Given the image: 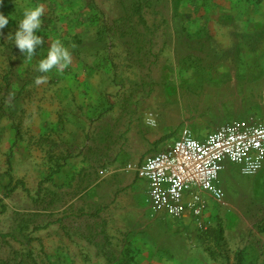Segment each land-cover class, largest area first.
Listing matches in <instances>:
<instances>
[{"label": "rangeland", "instance_id": "rangeland-1", "mask_svg": "<svg viewBox=\"0 0 264 264\" xmlns=\"http://www.w3.org/2000/svg\"><path fill=\"white\" fill-rule=\"evenodd\" d=\"M210 2L3 0L0 13L9 24L0 30V232L16 238H0V264H254L262 260L245 256L248 244L264 231L262 171L251 177L232 167L222 172L224 201L213 206L211 226L201 232L152 206L146 184H133L125 176L131 173L126 166L133 161L104 159L81 149L86 141L92 149L98 140L109 141L111 136L83 130L71 140L73 152H69L59 130L37 132L30 111L41 102V87L55 83L57 68L42 73L38 64L57 39L76 57L89 56L93 40L101 41L99 47L106 40V52L114 47L112 54L124 57L126 72L130 62L139 64L142 79L136 95L142 106L149 107L143 119L158 124L152 131L174 132L187 121L203 124L193 128L195 132L226 123L264 122L262 113L219 110L225 106L219 105L224 103L220 97L198 90L211 65L207 69L199 60L198 33L187 32L185 24L203 3ZM36 5H43L44 12L34 34L44 40L34 47L29 61L27 50L15 45V32L25 9ZM118 38L124 40L121 46ZM116 68L112 83L125 88L120 98L131 103L128 88L133 79L127 75L118 81ZM38 76L46 79L36 84ZM163 108H169L170 115ZM17 181L22 185L13 191Z\"/></svg>", "mask_w": 264, "mask_h": 264}, {"label": "crops", "instance_id": "crops-1", "mask_svg": "<svg viewBox=\"0 0 264 264\" xmlns=\"http://www.w3.org/2000/svg\"><path fill=\"white\" fill-rule=\"evenodd\" d=\"M185 25L187 32L198 33L197 43L201 50L199 60H203V65L207 69L211 65L205 72L206 80H210L211 83L206 80L202 83L199 81L198 90L205 95L220 97L218 100L224 103L219 105L225 104L226 107L219 110L262 113L264 116V0H213L209 4L203 3L197 10V15L194 12L191 18L188 17ZM94 26L91 25V28L94 29ZM118 39L117 44L121 46L124 40ZM100 42L93 40L89 56H72L67 68L55 71L53 73L55 83L52 87L48 84L41 87L39 92L41 102H38L36 111L34 107L30 110L34 112L33 119L36 120L34 128L37 132L45 134L53 128L55 131L59 130L67 143L64 147L69 152H73L71 146L74 143L71 140L77 136L76 134L82 135L83 130L86 132L89 130L96 136H111L112 139L109 141L98 140L95 146L92 143L94 146L92 149L91 142L86 141L84 143L87 145L86 148L81 149L84 152H93L104 159L133 161L131 166H137L148 156L172 145L183 127L190 128L198 138H203L214 131L195 132L193 128L203 124H196L194 121L185 122L174 132L152 131L158 124L150 126L143 119L149 107L142 106L139 103L141 100L138 98L139 95H136L142 79L139 64L135 61L130 62L129 72H126L124 57L119 59L113 56L114 47H110L106 52L104 47L106 40H103L102 47L98 45ZM114 67H117L118 81L127 75L133 79L132 88H128L133 94L131 103H126L120 98L124 96L125 88L112 83L111 79L116 77ZM162 112L170 115L171 110L163 108ZM173 134L175 136L170 140ZM128 166L129 164L126 169L131 173L125 175L127 179L134 180L133 184L143 182L149 189L148 183L140 179L135 170L128 169ZM229 167L237 168L226 163L222 172ZM261 171L259 180L262 182L264 168ZM219 184L221 186V181ZM207 199L208 221L213 206L220 205L208 196ZM177 221L193 226L201 232H206L211 226L203 231L191 217ZM257 238L253 244H248L245 256L247 260L254 255L256 258L260 257L262 260L255 261L254 264H264V231L259 232Z\"/></svg>", "mask_w": 264, "mask_h": 264}, {"label": "built area", "instance_id": "built-area-1", "mask_svg": "<svg viewBox=\"0 0 264 264\" xmlns=\"http://www.w3.org/2000/svg\"><path fill=\"white\" fill-rule=\"evenodd\" d=\"M148 124L156 126L154 120ZM226 163L236 166L245 177L255 176L264 168V122L228 123L203 138L183 127L168 148L127 168L148 183L149 199L157 211L176 220L191 217L204 231L208 227L207 196L218 205L225 198L219 181Z\"/></svg>", "mask_w": 264, "mask_h": 264}, {"label": "clouds", "instance_id": "clouds-1", "mask_svg": "<svg viewBox=\"0 0 264 264\" xmlns=\"http://www.w3.org/2000/svg\"><path fill=\"white\" fill-rule=\"evenodd\" d=\"M3 0H0V4ZM44 12L43 5L25 9L23 19L18 22V28L15 32V45L22 51L27 50V58L29 61L34 56V47L43 42V36L34 34V30L41 27V16ZM9 24V19L3 13H0V30ZM72 60L71 52L64 44L57 39L48 50L47 57L42 59L38 64V70L42 73H48L54 67L57 70H63L69 66ZM46 77L38 76L35 80L36 84L42 83Z\"/></svg>", "mask_w": 264, "mask_h": 264}, {"label": "trees", "instance_id": "trees-1", "mask_svg": "<svg viewBox=\"0 0 264 264\" xmlns=\"http://www.w3.org/2000/svg\"><path fill=\"white\" fill-rule=\"evenodd\" d=\"M21 185H22V182H21V181H17V183H16V185H15L13 191L16 190V189H18V187L21 186ZM23 188H24V186H23ZM25 190H26V189H25ZM99 213H100V211L97 212L96 215H99ZM58 222H60V221H58ZM207 230H208V229H207ZM0 238H2V239H9V238L14 239V238H16V237H15V235L10 234V233H2V232H0Z\"/></svg>", "mask_w": 264, "mask_h": 264}]
</instances>
